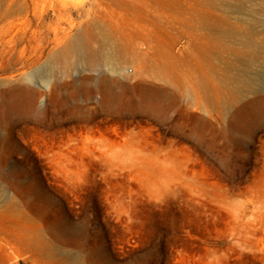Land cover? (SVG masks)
<instances>
[{
    "label": "rangeland",
    "instance_id": "374dc122",
    "mask_svg": "<svg viewBox=\"0 0 264 264\" xmlns=\"http://www.w3.org/2000/svg\"><path fill=\"white\" fill-rule=\"evenodd\" d=\"M22 4L45 34L0 59V264H264V0Z\"/></svg>",
    "mask_w": 264,
    "mask_h": 264
},
{
    "label": "bare ground",
    "instance_id": "6f19581e",
    "mask_svg": "<svg viewBox=\"0 0 264 264\" xmlns=\"http://www.w3.org/2000/svg\"><path fill=\"white\" fill-rule=\"evenodd\" d=\"M15 13L16 15L13 16ZM30 16L33 18L39 17V10L37 7H34V9L30 11L29 8L22 4L17 12H13V10L9 8L1 12L0 18L2 21L9 17H14L15 19L0 26V59L14 52L19 53L21 59L25 58L28 60L30 58V56L27 57L29 51L35 48V44L39 43L45 34L43 31L33 29L32 18H30ZM71 47L70 50L77 56H81L89 67L94 68L97 65V61L93 58H89L86 46L82 43L81 34L77 36ZM99 60L106 62L111 67L114 65L109 55L101 54Z\"/></svg>",
    "mask_w": 264,
    "mask_h": 264
}]
</instances>
